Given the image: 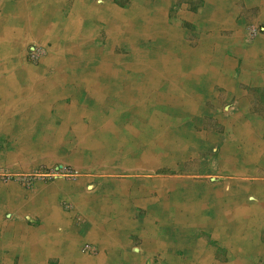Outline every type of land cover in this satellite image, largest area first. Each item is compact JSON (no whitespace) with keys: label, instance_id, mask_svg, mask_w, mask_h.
<instances>
[{"label":"rangeland","instance_id":"obj_1","mask_svg":"<svg viewBox=\"0 0 264 264\" xmlns=\"http://www.w3.org/2000/svg\"><path fill=\"white\" fill-rule=\"evenodd\" d=\"M87 1L85 6L91 4ZM110 1L113 11L121 12L119 27L113 26L112 35L110 31H104V37L99 35L101 43L85 44V52L92 59L80 64L74 61L68 67V62H64L67 71L82 68L84 63L88 74H99L93 80L101 89L89 94L92 100L97 96L91 103L102 106L105 118L85 115V157L73 155L75 147H80L81 141L74 135L81 122H66L60 105L70 102L66 93L61 100L51 93L37 108L27 107L25 113L10 108L2 119L5 126L0 129V217L9 223L0 218L1 243L9 246L11 256L13 249L18 250L22 264H60L57 257L47 261V254L58 248L70 251L73 262L69 263L81 264L78 242L88 230L86 213L79 207L84 201L94 205L108 197H121L131 199V207L141 211L144 209L136 205L141 199L150 203L153 200L154 204L167 197L165 182L178 187L176 192L210 197L214 190L210 186L228 180L227 175L214 169L217 158L209 135L223 128L209 123V104L201 103L198 109L195 102L187 107L195 113L190 114L178 104L167 109L165 96H173L177 88L202 89L217 82L218 68L225 66L229 58L221 55V43L233 35V30L221 29L215 35L208 20H188L186 12L177 18L181 0L170 4L173 29L162 21L161 0ZM117 12L113 13V22L118 19ZM103 16L104 21L108 15ZM245 31V37L252 39L264 34V25H250ZM173 35L178 36L175 43ZM109 37L116 39L114 44H110ZM240 38L241 33L234 35L231 44L236 45ZM258 51L257 46L246 47L247 63L242 52L239 68H255ZM262 52L264 68V45ZM28 60L33 66L29 62L24 66L38 67L42 62L36 48ZM108 75L116 83L110 84ZM218 83L225 84L227 79L219 78ZM166 87L168 90L163 92ZM10 124L16 127L12 131L8 130ZM102 125L106 129L104 141L94 139ZM119 182L125 185L120 187ZM153 207L160 210V205ZM143 215L144 212H137L131 218L143 220ZM61 219L68 224L61 225ZM53 233L56 243L51 241ZM83 243L80 246L84 250L98 252L96 246Z\"/></svg>","mask_w":264,"mask_h":264},{"label":"crops","instance_id":"obj_2","mask_svg":"<svg viewBox=\"0 0 264 264\" xmlns=\"http://www.w3.org/2000/svg\"><path fill=\"white\" fill-rule=\"evenodd\" d=\"M89 1L92 5L85 6V0H0V129L5 126L2 119L10 108L25 113L27 107L37 108L51 93L57 100L69 95L70 102L60 105L68 124L81 122L74 135L81 141L80 147H75L73 155L82 157H85V115L105 118L104 109L97 102L91 103L89 94L93 89L97 92L101 89L93 80L99 74H88L84 63L82 68L67 71L64 62H68V67L74 61L80 64L89 57L92 59L85 52V44L101 43L99 35L104 37V31L111 33L113 26L119 27L121 19V12L116 10L119 17L113 22L116 12L110 0L103 6H99L103 0ZM175 1L160 2L162 21L171 29L170 4ZM181 1L177 18L186 12L188 20H208L215 35L221 29L234 32L222 40L221 55L229 58L225 66L218 68L217 82L202 89L177 88L176 94L165 96L167 109L178 104L183 112L190 114L195 113L187 107L195 102L198 109L201 103L209 104V123L223 128L209 135L217 158L214 169L227 175L228 180L210 186L214 189L210 197L176 192L178 187L165 182L167 197L154 204L153 200L150 203L141 199L136 204L144 209L141 211L131 207V199L121 197L117 200L108 197L94 205L84 201L79 207L86 213L88 230L78 242L77 252L83 256L81 264L84 261L85 264H264V68L261 64L264 34L250 39L243 32L247 26L264 25V0ZM106 13L108 17L101 20ZM239 33V42L231 44L233 36ZM112 37L110 44L116 40ZM175 38L178 36H172L174 43ZM242 45L259 47L255 68H239L242 58L247 63L246 47ZM34 48L42 62L38 67L24 66L27 62L33 66L28 59ZM108 78L111 79L110 75ZM219 78H226L227 83H218ZM114 83L111 79L110 84ZM167 90V87L162 89ZM90 123L93 125L94 121ZM15 124H10L8 130H14ZM105 130L102 125L94 133V139L104 141ZM82 197L85 198V193ZM154 205H160V210ZM137 212H144L143 220H132ZM64 223L61 219V225ZM1 234L0 231V264H22L18 250L13 249L11 256L9 246L2 245ZM51 237L56 243V233ZM83 242L96 246L98 252L84 250L80 246ZM49 257H57L60 264L73 262L70 251L59 248L47 254V261Z\"/></svg>","mask_w":264,"mask_h":264},{"label":"bare ground","instance_id":"obj_3","mask_svg":"<svg viewBox=\"0 0 264 264\" xmlns=\"http://www.w3.org/2000/svg\"><path fill=\"white\" fill-rule=\"evenodd\" d=\"M110 10V9H109ZM61 75V74H60ZM17 80V79H16ZM47 83V82H46ZM13 84V83H12ZM22 84V83H21ZM30 86V85H29ZM36 86V85H35ZM3 87V86H2ZM23 87V86H22ZM34 89V88H33ZM155 95V94H154ZM22 104V103H21ZM63 125V124H62ZM3 126V125H2ZM75 238V237H74Z\"/></svg>","mask_w":264,"mask_h":264}]
</instances>
